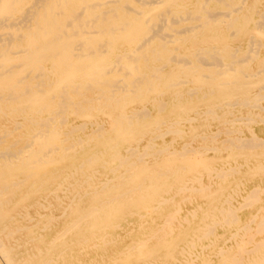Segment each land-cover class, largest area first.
I'll return each instance as SVG.
<instances>
[{
  "label": "bare ground",
  "instance_id": "bare-ground-1",
  "mask_svg": "<svg viewBox=\"0 0 264 264\" xmlns=\"http://www.w3.org/2000/svg\"><path fill=\"white\" fill-rule=\"evenodd\" d=\"M263 183L264 0H0V264H264Z\"/></svg>",
  "mask_w": 264,
  "mask_h": 264
},
{
  "label": "rangeland",
  "instance_id": "rangeland-1",
  "mask_svg": "<svg viewBox=\"0 0 264 264\" xmlns=\"http://www.w3.org/2000/svg\"><path fill=\"white\" fill-rule=\"evenodd\" d=\"M243 130L246 132V128H243ZM165 138L168 140L170 137H169V134H167V135H165ZM226 154L225 156H224V154ZM223 153L221 154V155H223L222 156V158H224V159H222V160H227L228 158H229V156L227 155V151H223ZM207 154L208 155H211V154H214L213 153V151L212 150H208L207 151ZM234 163V162H233ZM244 166L246 167V165H243L242 166V168H244ZM255 180V179H254ZM253 179H248V178H246V176H241L240 177V181H242V182H240L239 184H237V188H244L245 186H249V185H251L252 183H253V181H254ZM247 181V182H246ZM246 183V184H245ZM249 185H248V184ZM263 186H264V183H263ZM230 187H234V184L231 182L230 183V185H227L226 187H225V192H227L228 193V191H230ZM243 192V191H242ZM234 195V194H233ZM262 196H264V194H261ZM261 195H259V197H261ZM235 196V195H234ZM199 199V200H198ZM198 199H196L198 202H201V198H198ZM241 198V196H239V195H237V196H235L232 200V203L234 204V205H236L237 204V207H238V209H237V212H238V214L242 217V219H244L245 218V214L244 213H248L249 212V209H250V211L252 210L253 211V208L255 207V206H257L258 204H260V199L258 198V199H254V200H256V202L253 200V202L251 203L250 201H248V202H245L244 203V199H242ZM196 200L194 201V202H181L182 203V205H181V203L180 202H177V203H175L174 205H180L182 208H181V213H184L187 209H189V208H191L192 207V205H194L195 203H196ZM235 201H237V202H235ZM241 202V203H240ZM250 204H252V207H251V205ZM256 204V205H255ZM239 205H240V207H239ZM243 207H242V206ZM184 207V208H183ZM244 211V212H243ZM231 230L232 229V227H230V226H222V227H216V230H218V231H224V230ZM229 230V231H230ZM260 235H258V237H259ZM129 238L127 237L126 238V240H128ZM125 241V240H124ZM121 244H123L122 242H121ZM211 257H212V255H211ZM197 260L199 261V263H202V261H201V259L200 258H197ZM134 264H137V263H134Z\"/></svg>",
  "mask_w": 264,
  "mask_h": 264
}]
</instances>
